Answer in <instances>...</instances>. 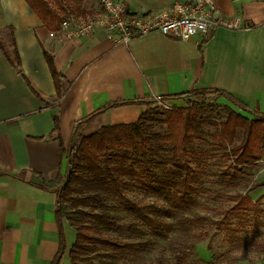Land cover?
Segmentation results:
<instances>
[{
	"label": "crops",
	"instance_id": "0c3cea01",
	"mask_svg": "<svg viewBox=\"0 0 264 264\" xmlns=\"http://www.w3.org/2000/svg\"><path fill=\"white\" fill-rule=\"evenodd\" d=\"M117 1L133 15L170 11L177 2ZM212 1L217 15L240 16L250 29H217L189 40L151 34L115 47L105 31L73 39L59 30L51 37L25 0H0V40L12 51L8 28L14 29L21 62L20 71L13 68L0 49V264H53L59 253L57 197L40 187L67 168L57 135H52L55 116L68 147L77 125L96 111L103 112L81 124V133L136 122L148 105L128 102L155 101L195 88L225 91L264 114V0ZM83 8L102 15L100 0H85ZM45 51L63 77L57 103ZM23 75L47 104L32 93ZM165 102L186 105L184 100ZM223 102L249 116L243 107L219 99ZM114 103L121 104L111 107ZM65 239L62 264H70L76 233L66 221Z\"/></svg>",
	"mask_w": 264,
	"mask_h": 264
},
{
	"label": "trees",
	"instance_id": "16d2710c",
	"mask_svg": "<svg viewBox=\"0 0 264 264\" xmlns=\"http://www.w3.org/2000/svg\"><path fill=\"white\" fill-rule=\"evenodd\" d=\"M25 1L51 33L59 31L65 21L82 22L97 15L95 11L84 10L85 0ZM8 30L14 48L9 51L0 40V49L13 68L20 71L21 62L14 41V29ZM45 58L55 84L57 97L54 103H57L62 98L63 77L55 66L54 57L45 51ZM23 78L32 93L47 104L44 95L26 76L23 75ZM221 98L243 107L249 116L226 106L222 121L214 122L206 117L207 113L216 112L220 108ZM161 99L184 100L186 103L183 107H173L166 113L165 120L158 122L166 126L165 135L148 133L149 122L157 116V106H154L156 101L151 100L128 102L150 106L132 124L105 126L90 135L81 133V124L92 122L103 111L94 112L77 125L68 147H65L61 137L59 118L54 117L55 128L52 135H57L67 168L55 180L40 184L41 188L55 192L57 197L61 243L53 264H62L67 254L65 221L76 233L75 244L68 254L70 264H96L94 261L99 264H122L127 259L126 253L144 251L153 247L154 242H130L115 235L121 217L111 213L113 200L125 202L128 211L138 216L145 226L146 231L143 232L164 238L174 230V224L166 220V217H170L172 211L191 210L197 205L192 197L197 193V188L193 186L195 174L188 166L182 165L190 161L206 162L209 158L220 157L228 160L234 168H239L248 166L263 156L264 114L251 111L231 94L214 88H195ZM120 104L114 103L111 107ZM206 126L216 128L212 135V148L208 151L190 150L199 141ZM162 153L169 155L168 159H163ZM153 158L160 159V164L173 171L165 174L156 172L151 167L155 164ZM140 166L143 168L140 169ZM235 181L236 178L232 177L229 184H234ZM132 182H137L142 189L162 199L164 204H139L130 200L127 192L133 188ZM261 186H264V182ZM230 199L236 202L232 208L234 212L257 208V203L247 197ZM185 221L190 223L191 219ZM130 230H138V227L131 225ZM98 247L104 250L101 251ZM177 252L175 264H182L185 253L179 248Z\"/></svg>",
	"mask_w": 264,
	"mask_h": 264
},
{
	"label": "rangeland",
	"instance_id": "374dc122",
	"mask_svg": "<svg viewBox=\"0 0 264 264\" xmlns=\"http://www.w3.org/2000/svg\"><path fill=\"white\" fill-rule=\"evenodd\" d=\"M165 103L164 106L157 102L154 104L157 106V116L149 122V135L166 134V126L158 122L164 121L166 113L175 106L167 103L169 109ZM226 106L225 102L220 103V108L216 112L207 113L206 117L214 122L222 121ZM149 108L150 106L147 107ZM215 130V127L206 126L199 141L189 149L210 150L214 143L212 135ZM161 156L163 159L169 157L166 153ZM153 159L155 164L151 167L156 172L165 174L173 171L160 164V159ZM182 166H188L195 174L193 186L197 188V193L192 197L197 205L191 210L172 211V215L166 217V220L174 224V230L164 238L143 232L146 231L145 226L141 224L138 216L128 211L124 201L115 199L111 202V213L121 217L116 236L130 242H154L153 247L144 251L126 253L127 259L122 264H175L178 248L185 253L182 264H264V186H261L264 182V152L258 161L239 168H234L228 160L220 157L209 158L206 162L190 161ZM232 177L236 181L229 184ZM132 185L133 188L127 195L133 202L157 203L159 206L164 204L162 199L142 189L137 182H132ZM230 197H247L257 203V208L234 212L232 208L236 202ZM186 219H191V222L187 223ZM131 225H136L138 230H130ZM183 244L185 245L182 246ZM98 249L104 250L102 247Z\"/></svg>",
	"mask_w": 264,
	"mask_h": 264
},
{
	"label": "built area",
	"instance_id": "2783aa9c",
	"mask_svg": "<svg viewBox=\"0 0 264 264\" xmlns=\"http://www.w3.org/2000/svg\"><path fill=\"white\" fill-rule=\"evenodd\" d=\"M102 15L77 23L65 21L60 30L73 39L91 36L105 31L115 47L129 46L134 40L151 34L189 40L196 35H210L217 29L230 31L248 30L242 17L227 18L217 15L212 0H177L170 11L130 14L127 7L117 0H100ZM54 37V33L50 34ZM163 105L161 98L155 100ZM165 105L168 106L167 103ZM165 108H168V107ZM170 109V107H169ZM171 110V109H170Z\"/></svg>",
	"mask_w": 264,
	"mask_h": 264
}]
</instances>
